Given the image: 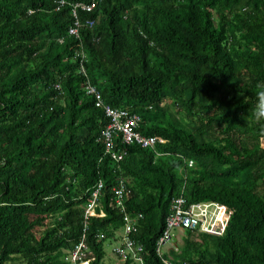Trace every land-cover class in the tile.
Returning <instances> with one entry per match:
<instances>
[{
    "label": "trees",
    "instance_id": "obj_1",
    "mask_svg": "<svg viewBox=\"0 0 264 264\" xmlns=\"http://www.w3.org/2000/svg\"><path fill=\"white\" fill-rule=\"evenodd\" d=\"M92 1L0 0V264H67L84 237L90 264H107L106 240L122 235L143 245V263L115 252L121 264H164L157 243L180 197L233 213L222 234L179 228L164 257L264 264V0H98L77 7L84 26L71 34L74 5ZM87 79L167 142L118 140L127 153L113 159ZM119 175L124 212L112 204ZM100 180L105 215L86 223ZM126 215L137 230L124 234Z\"/></svg>",
    "mask_w": 264,
    "mask_h": 264
},
{
    "label": "built area",
    "instance_id": "obj_2",
    "mask_svg": "<svg viewBox=\"0 0 264 264\" xmlns=\"http://www.w3.org/2000/svg\"><path fill=\"white\" fill-rule=\"evenodd\" d=\"M66 0H59V4H65ZM98 0H93L91 3L84 4L78 3L74 5L73 13L76 16L75 25L70 27V33L79 35L80 29L84 26V21L77 15V7H82L86 11H93L97 6ZM88 25H93V20H87ZM83 58L81 59V71L87 76L86 67L84 64L85 53L82 52ZM85 89L88 93L94 95L96 105L105 110V113L110 118L109 124L104 128L100 139L105 145L106 153L111 155L116 161H120L126 155L127 150L125 147L117 148L118 140L121 144L125 145H140L144 148H151L156 150L159 143H166L167 139L162 136H148L142 133L138 127L140 122V116L137 114H129L128 111L114 108L110 103L104 101L100 89L93 84L89 79L85 83ZM262 146L264 147V138H262ZM159 154V153H158ZM104 183L102 180L98 182L95 189L89 198L88 205L85 210V220H88L94 216H104L105 211L102 209L98 211L97 207L100 205L102 190ZM129 191L128 177L119 175L117 177L116 185L114 186V196L112 204L120 209L121 212L125 210V197ZM233 210L226 204L213 203V202H195L190 207H187L185 200L180 197L173 201L172 213L167 218L166 229L163 235L159 238L157 243L158 254L162 257L164 264H187L178 263L170 256L164 257L165 249L163 246L174 236L173 230L177 228L196 229L200 231L214 234H222L232 216ZM126 225L124 228V234L137 230V220L131 219L126 215ZM85 239V237H84ZM80 241V243L72 250H70L66 256L67 264H90L89 258L92 254L90 249L86 246V242ZM180 240V239H179ZM119 245L114 248L119 256L124 260L129 257H133L135 261L143 263V245L138 241L129 238L126 235H122V240ZM175 250H179V245H173ZM190 264H208V263H190Z\"/></svg>",
    "mask_w": 264,
    "mask_h": 264
},
{
    "label": "rangeland",
    "instance_id": "obj_3",
    "mask_svg": "<svg viewBox=\"0 0 264 264\" xmlns=\"http://www.w3.org/2000/svg\"><path fill=\"white\" fill-rule=\"evenodd\" d=\"M46 222L49 221V217H46ZM39 229V228H37ZM173 233H174V236L171 240L167 241L165 243V245L163 246V248L165 250H168L170 248L173 247V245L175 243H181L183 242V236L184 235V231L182 229H175L173 230ZM180 239V240H179ZM120 241H117V240H111V239H108L106 240L105 242V251H106V255H105V258H104V262L107 263V264H121V260L117 257V255L115 254L114 252V248L119 245ZM138 264V263H136Z\"/></svg>",
    "mask_w": 264,
    "mask_h": 264
},
{
    "label": "clouds",
    "instance_id": "obj_4",
    "mask_svg": "<svg viewBox=\"0 0 264 264\" xmlns=\"http://www.w3.org/2000/svg\"><path fill=\"white\" fill-rule=\"evenodd\" d=\"M256 116L257 118L264 117V92L259 94V102L256 108Z\"/></svg>",
    "mask_w": 264,
    "mask_h": 264
}]
</instances>
